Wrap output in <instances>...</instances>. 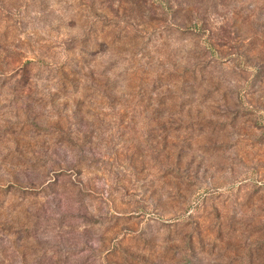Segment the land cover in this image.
<instances>
[{
    "label": "rangeland",
    "instance_id": "374dc122",
    "mask_svg": "<svg viewBox=\"0 0 264 264\" xmlns=\"http://www.w3.org/2000/svg\"><path fill=\"white\" fill-rule=\"evenodd\" d=\"M0 264H264V0H0Z\"/></svg>",
    "mask_w": 264,
    "mask_h": 264
}]
</instances>
